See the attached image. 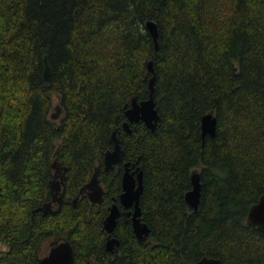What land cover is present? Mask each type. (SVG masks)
I'll return each mask as SVG.
<instances>
[{"label": "trees", "instance_id": "obj_1", "mask_svg": "<svg viewBox=\"0 0 264 264\" xmlns=\"http://www.w3.org/2000/svg\"><path fill=\"white\" fill-rule=\"evenodd\" d=\"M151 61L160 120L128 134L126 111L149 97ZM208 113L217 132L204 139ZM114 132L124 160L106 172ZM56 161L67 167L63 204L44 214ZM127 163L143 172L150 236L140 242L121 217L111 253L104 221ZM98 167L96 205L80 191ZM194 170L196 213L185 201ZM262 195L264 0H0V264H39L63 238L75 264H264V233L247 225Z\"/></svg>", "mask_w": 264, "mask_h": 264}, {"label": "water", "instance_id": "obj_2", "mask_svg": "<svg viewBox=\"0 0 264 264\" xmlns=\"http://www.w3.org/2000/svg\"><path fill=\"white\" fill-rule=\"evenodd\" d=\"M146 27L155 43V49L158 50L159 31L157 24L153 21H149L147 22ZM148 70L153 75L149 82V97L142 102L133 99L130 108L126 111L127 121L123 124V130L128 134H132L131 126L139 123H144L149 130L155 131L157 123L160 120V115L155 102L156 72L153 61L148 64ZM51 78L52 68L49 64L48 57L46 56L44 58V79L49 83ZM61 114L62 107L56 105L51 116L52 120L57 121ZM217 124V117L212 113H208L202 118V136L204 139L207 136H210L211 138L216 136ZM112 141L114 143L113 150H109L105 154L104 170L106 172L113 170L115 166L119 165L124 160V150L116 132L112 135ZM129 166V163L125 164L126 170L122 178V193L120 194L119 201L125 210L132 209V212L129 213V215L132 216L134 234L140 242H146L150 236V228L142 221V209L140 203L144 191L143 172L139 168L132 172V169ZM52 168L55 171L54 178L50 182L53 200L39 209V211H42L44 214L57 213L63 204V187L65 186L67 167L62 166L56 161L53 163ZM100 172L101 169L99 167L96 168L90 182L80 191V195L86 194L89 201L96 205L102 203L105 193L100 182ZM191 182L192 189L185 195V201L196 213L200 206L202 189L200 172L198 170L192 172ZM77 201L78 198L75 199L74 203L76 204ZM54 203H58V209L55 211L51 209ZM120 215L121 210L115 200V203L109 208V215L104 221V230L110 235L107 242L108 251H113L116 246L120 245L117 238H111V235L117 227ZM247 225L250 227H257L258 230L264 233V195H262L259 201L251 207L247 218ZM39 264H75L74 249L68 239L63 238L50 242V250L48 254L41 259ZM187 264H222V262L216 258L204 257L198 262Z\"/></svg>", "mask_w": 264, "mask_h": 264}, {"label": "flooded vegetation", "instance_id": "obj_3", "mask_svg": "<svg viewBox=\"0 0 264 264\" xmlns=\"http://www.w3.org/2000/svg\"><path fill=\"white\" fill-rule=\"evenodd\" d=\"M63 166V165H62ZM116 167V166H115ZM135 171V170H134ZM133 172V171H132ZM54 174H55V171H54ZM65 180H66V178H65ZM101 182V181H100ZM101 185L103 186V184L101 183ZM64 188V193H65V186L63 187ZM103 188H104V186H103ZM105 190V189H104ZM122 193V192H121ZM105 194V193H104ZM119 198H120V196H119ZM119 198L117 199V198H113V204L115 203V200H116V204L119 206V208H120V210H121V215H120V217H119V219L122 217L123 219H125V222L127 223L128 221L126 220V218H128L129 220H131V222H132V216L131 215H129V213H131L132 212V209H130V210H125L123 207H122V205L120 204V201H119ZM64 199V198H63ZM53 200V195H52V199H51V201ZM50 201V202H51ZM75 201V200H74ZM75 204V203H74ZM77 204V203H76ZM75 204V205H76ZM112 204V205H113ZM111 205V206H112ZM110 206V207H111ZM109 207V208H110ZM51 209L52 210H57L58 209V203H54L53 205H52V207H51ZM118 219V220H119ZM133 227V226H132ZM116 230V229H115ZM105 231V230H104ZM106 232V231H105ZM134 232V231H133ZM107 233V232H106ZM108 234V233H107ZM109 238H110V235L108 234V237H107V242H108V240H109ZM111 238H117L118 240H119V238L116 236V234H115V231H114V233L111 235ZM119 242H120V240H119ZM120 246V245H119ZM119 246H116L114 249H113V251H108V252H111V253H114V251H115V249L116 248H118ZM49 247H50V245H49ZM106 249H107V243H106ZM49 250H50V248H49ZM49 252V251H48ZM48 254V253H47Z\"/></svg>", "mask_w": 264, "mask_h": 264}, {"label": "rangeland", "instance_id": "obj_4", "mask_svg": "<svg viewBox=\"0 0 264 264\" xmlns=\"http://www.w3.org/2000/svg\"><path fill=\"white\" fill-rule=\"evenodd\" d=\"M0 250L2 251L7 250V247L4 244L0 243Z\"/></svg>", "mask_w": 264, "mask_h": 264}]
</instances>
